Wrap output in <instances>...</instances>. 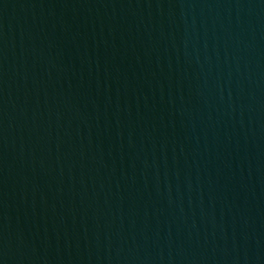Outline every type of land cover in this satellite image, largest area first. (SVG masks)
Segmentation results:
<instances>
[{
  "label": "water",
  "instance_id": "95a60500",
  "mask_svg": "<svg viewBox=\"0 0 264 264\" xmlns=\"http://www.w3.org/2000/svg\"><path fill=\"white\" fill-rule=\"evenodd\" d=\"M0 264H264V0H0Z\"/></svg>",
  "mask_w": 264,
  "mask_h": 264
}]
</instances>
